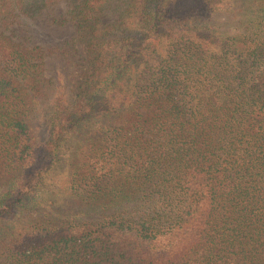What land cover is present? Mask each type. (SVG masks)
I'll use <instances>...</instances> for the list:
<instances>
[{
    "label": "trees",
    "instance_id": "trees-1",
    "mask_svg": "<svg viewBox=\"0 0 264 264\" xmlns=\"http://www.w3.org/2000/svg\"><path fill=\"white\" fill-rule=\"evenodd\" d=\"M46 1L0 0V160L14 173L0 223L81 130L104 143L84 138L73 175L113 207L30 234L0 226V264H264V0L230 36L178 12L183 0H128L101 28L108 0H70L88 71L51 99L41 163L25 122L40 47L2 25Z\"/></svg>",
    "mask_w": 264,
    "mask_h": 264
},
{
    "label": "rangeland",
    "instance_id": "rangeland-1",
    "mask_svg": "<svg viewBox=\"0 0 264 264\" xmlns=\"http://www.w3.org/2000/svg\"><path fill=\"white\" fill-rule=\"evenodd\" d=\"M128 0H108L96 26L101 28L115 20ZM183 0L180 2L182 15L190 14V20L201 24L213 22L222 35L236 33L240 22L251 12V0ZM229 3L230 6L227 4ZM200 4L204 9H198ZM210 5L215 8L211 11ZM70 0H47L37 12L21 13L4 23L5 33L24 46H39L42 62L41 92L37 102L30 107L25 118L31 155L41 161L43 144L48 131L46 119L50 112V102L58 89L67 94L75 89L84 73L88 71L87 54L80 37L79 27L68 12L72 9ZM216 6V7H215ZM228 7V9H227ZM183 8V9H182ZM32 10V9H31ZM177 13V12H176ZM175 13V14H176ZM200 24V25H201ZM81 130L72 133L61 144L64 159L44 162L47 168L41 174L37 189L30 195L10 219L2 221L0 226L19 234L34 233L38 229L53 228L67 221L95 222L102 219L113 206L103 207V198L93 196V187L76 178L73 174L80 158V146L84 138L91 137L87 143H104L95 132ZM77 149V150H76ZM42 163V161H41ZM14 173H6L0 160V189L12 178ZM90 185V184H89Z\"/></svg>",
    "mask_w": 264,
    "mask_h": 264
}]
</instances>
